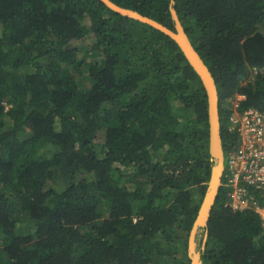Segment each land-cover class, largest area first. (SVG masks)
Returning <instances> with one entry per match:
<instances>
[{"label": "trees", "instance_id": "16d2710c", "mask_svg": "<svg viewBox=\"0 0 264 264\" xmlns=\"http://www.w3.org/2000/svg\"><path fill=\"white\" fill-rule=\"evenodd\" d=\"M113 1L174 29L171 0ZM174 7L216 79L226 148L224 100L264 109V0ZM214 163L206 91L174 39L101 0H0V264H191ZM230 200L222 184L204 264H264L260 215Z\"/></svg>", "mask_w": 264, "mask_h": 264}, {"label": "built area", "instance_id": "2783aa9c", "mask_svg": "<svg viewBox=\"0 0 264 264\" xmlns=\"http://www.w3.org/2000/svg\"><path fill=\"white\" fill-rule=\"evenodd\" d=\"M245 100V94L236 93L223 102L229 111L226 131L234 139L224 147L222 184L231 190L230 205L254 209L264 226V109L244 107Z\"/></svg>", "mask_w": 264, "mask_h": 264}, {"label": "water", "instance_id": "95a60500", "mask_svg": "<svg viewBox=\"0 0 264 264\" xmlns=\"http://www.w3.org/2000/svg\"><path fill=\"white\" fill-rule=\"evenodd\" d=\"M101 1L117 13L145 22L174 39L180 46L189 63L199 75L206 91L208 101L209 151L211 158L216 160V163H214L212 167L206 192L190 231L188 241V255L191 264H204L202 256L208 236L209 219L212 214L220 186L222 185L225 169L224 144L221 131L220 95L216 79L209 66L205 63L200 53L191 42L187 30L185 29L177 10L174 7L175 0H171V14L175 21L174 29L150 16L140 13L137 10L123 7L113 0ZM201 230L204 231V238L203 242L198 246L197 238L198 233Z\"/></svg>", "mask_w": 264, "mask_h": 264}, {"label": "rangeland", "instance_id": "374dc122", "mask_svg": "<svg viewBox=\"0 0 264 264\" xmlns=\"http://www.w3.org/2000/svg\"><path fill=\"white\" fill-rule=\"evenodd\" d=\"M85 43L86 44H89V43H91V41L90 40H88V41H85ZM253 76L252 75H250L249 77H248V79L244 82V83H246L248 80H251V78H252ZM103 140H104V131L102 130V131H99L98 132V137H97V142H103ZM61 186H59V188H60ZM203 232L204 231H199V233H198V238H197V240H198V246L200 245V242H199V239L201 238V235L203 234Z\"/></svg>", "mask_w": 264, "mask_h": 264}, {"label": "clouds", "instance_id": "9594fccd", "mask_svg": "<svg viewBox=\"0 0 264 264\" xmlns=\"http://www.w3.org/2000/svg\"><path fill=\"white\" fill-rule=\"evenodd\" d=\"M221 131H222V126H221ZM223 144H224V142H223Z\"/></svg>", "mask_w": 264, "mask_h": 264}]
</instances>
